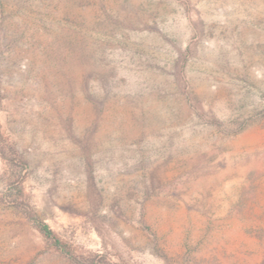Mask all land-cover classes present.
Listing matches in <instances>:
<instances>
[{
  "label": "rangeland",
  "instance_id": "1",
  "mask_svg": "<svg viewBox=\"0 0 264 264\" xmlns=\"http://www.w3.org/2000/svg\"><path fill=\"white\" fill-rule=\"evenodd\" d=\"M0 264H264V0H0Z\"/></svg>",
  "mask_w": 264,
  "mask_h": 264
},
{
  "label": "trees",
  "instance_id": "2",
  "mask_svg": "<svg viewBox=\"0 0 264 264\" xmlns=\"http://www.w3.org/2000/svg\"><path fill=\"white\" fill-rule=\"evenodd\" d=\"M35 227L39 230V232L50 241V244L58 249H60L65 255L68 257H72L65 247V244L57 237V235L50 229L48 224L38 219L35 216H30Z\"/></svg>",
  "mask_w": 264,
  "mask_h": 264
}]
</instances>
